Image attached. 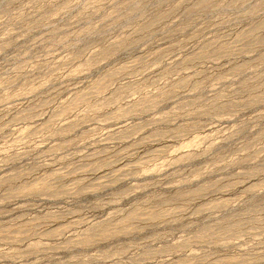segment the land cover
<instances>
[{"label":"rangeland","instance_id":"obj_1","mask_svg":"<svg viewBox=\"0 0 264 264\" xmlns=\"http://www.w3.org/2000/svg\"><path fill=\"white\" fill-rule=\"evenodd\" d=\"M0 264H264V0H0Z\"/></svg>","mask_w":264,"mask_h":264}]
</instances>
